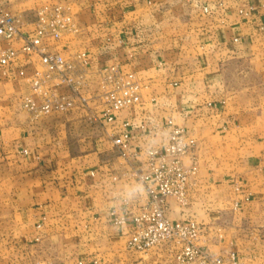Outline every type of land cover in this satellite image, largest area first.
I'll use <instances>...</instances> for the list:
<instances>
[{"label": "crops", "instance_id": "obj_1", "mask_svg": "<svg viewBox=\"0 0 264 264\" xmlns=\"http://www.w3.org/2000/svg\"><path fill=\"white\" fill-rule=\"evenodd\" d=\"M73 15L81 33L58 50L88 52L92 90L105 67L136 73L143 102L113 122L78 111L32 120L27 83L0 70V264H169L164 249L127 245L146 154L176 127L197 139L199 171L169 218L205 226L217 254L264 264V0H83Z\"/></svg>", "mask_w": 264, "mask_h": 264}, {"label": "built area", "instance_id": "obj_2", "mask_svg": "<svg viewBox=\"0 0 264 264\" xmlns=\"http://www.w3.org/2000/svg\"><path fill=\"white\" fill-rule=\"evenodd\" d=\"M27 24L0 0V70L6 78L27 83L21 108L32 120L78 111L90 122L100 117L113 122L116 113L143 102L146 86L136 73L105 67L99 71L98 88L92 90L88 52L65 55L58 50L65 36L79 35L82 30L70 7L45 4L37 11L33 32L25 31ZM125 126L121 136L111 135L116 147H124L130 139L129 124ZM197 147L196 138L176 127L166 148L147 152L148 169L139 176L146 201L142 214L134 218L136 229L127 247L144 255L164 249L169 264H239L236 252L224 256L208 247L205 226L196 221L175 222L168 216L172 200L188 205L192 178L199 171ZM125 213L129 214V202ZM114 216L116 223H125L126 217ZM137 264L149 263L142 259Z\"/></svg>", "mask_w": 264, "mask_h": 264}, {"label": "rangeland", "instance_id": "obj_3", "mask_svg": "<svg viewBox=\"0 0 264 264\" xmlns=\"http://www.w3.org/2000/svg\"><path fill=\"white\" fill-rule=\"evenodd\" d=\"M3 1H4V6L7 10H9L14 15L22 16L25 19V21L28 23L27 27H31L30 32H33L35 28L34 23L37 19V11L45 4L52 3V4H60L66 7H70V9H72V13L77 16V14L79 13L80 5L83 2V0H3ZM67 36H76V35H67ZM61 43L62 41L59 42L58 45H61ZM14 98L16 99L15 101H17V103H19L20 105L19 97L15 95Z\"/></svg>", "mask_w": 264, "mask_h": 264}]
</instances>
